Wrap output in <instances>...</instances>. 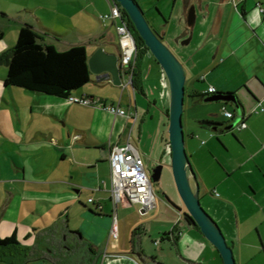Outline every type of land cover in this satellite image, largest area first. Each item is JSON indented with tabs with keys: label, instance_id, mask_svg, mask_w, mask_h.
Instances as JSON below:
<instances>
[{
	"label": "crops",
	"instance_id": "obj_1",
	"mask_svg": "<svg viewBox=\"0 0 264 264\" xmlns=\"http://www.w3.org/2000/svg\"><path fill=\"white\" fill-rule=\"evenodd\" d=\"M138 2L186 70L185 146L202 204L222 227L237 264H264V0ZM39 3L26 11V18L15 19L20 24L15 37L14 31L9 33L11 43L17 42L21 26L29 24L58 50L84 45L87 52L92 48L88 55L99 49L121 55L115 25L102 26L99 19L111 10L112 0ZM191 7L196 13L193 21H189ZM0 13L11 18L9 10L0 9ZM7 31L0 21L2 48ZM146 58L156 61L151 52L145 53L134 87L125 89L90 70L91 80L73 95L98 100L92 105L7 86L8 65L6 72L0 71V183L5 187L0 189V236L15 234L22 245L38 253L29 262L6 258L0 264H223L217 248L165 199L157 200L145 215L138 212V203H134L139 205L137 210L129 211L134 204L127 201L118 203L114 211L111 182L103 181V174L111 176L115 145L129 140L146 166L156 168L161 163L162 170L164 165L171 168L169 108L162 155L157 157L156 149L146 150L154 141L148 121L155 118L153 107L158 102L153 79L162 81L170 101L161 66L156 62L158 66L147 69ZM127 79L123 69V80ZM210 86L217 92L208 93ZM228 93H234L238 101H206L211 95ZM110 104L136 111L134 124L107 110L105 105ZM224 107L234 118L225 115ZM242 120L245 127L240 126ZM119 122L126 126L116 135ZM59 156L60 166L70 157L68 171L37 168L45 162L57 164ZM104 156L108 159L102 160ZM197 182L192 179L194 189ZM103 185L108 195L103 194ZM84 189L94 193L88 203L72 194ZM40 203L47 209L40 208ZM26 210L37 217L27 218ZM114 226L117 237L112 235Z\"/></svg>",
	"mask_w": 264,
	"mask_h": 264
},
{
	"label": "water",
	"instance_id": "obj_2",
	"mask_svg": "<svg viewBox=\"0 0 264 264\" xmlns=\"http://www.w3.org/2000/svg\"><path fill=\"white\" fill-rule=\"evenodd\" d=\"M112 2L119 4L125 10L135 30L145 41L169 81L168 140L171 151V167L183 204L177 203L168 195L166 200L181 212L187 221L197 226L206 239L217 248L223 264H237L234 248L229 244L222 227L202 204L200 186L186 151L183 122L187 81L185 67L178 56L163 41L162 37L152 28L138 0H112ZM195 15V8L191 7L189 21H193ZM121 60L122 55L108 54L103 49H99L88 59V63L90 70L97 77L112 78L115 84L121 86L123 69L126 70ZM130 86L134 87V83ZM221 100L237 102L238 98L234 93L216 94L206 98V101ZM238 121H240L239 118L231 126L237 124ZM156 170L157 168L152 170L151 179L154 183V189H159L162 166H160L159 176H156ZM192 179L197 182L195 189L192 185Z\"/></svg>",
	"mask_w": 264,
	"mask_h": 264
},
{
	"label": "trees",
	"instance_id": "obj_3",
	"mask_svg": "<svg viewBox=\"0 0 264 264\" xmlns=\"http://www.w3.org/2000/svg\"><path fill=\"white\" fill-rule=\"evenodd\" d=\"M123 12L138 44L134 68L135 84L139 63L150 49L135 30L125 10ZM88 59L89 55L84 45L58 50L54 45L46 44L43 35L29 24L21 26L15 46L0 55V60H5L8 65L5 80L7 86L22 87L68 99L75 90L91 80ZM37 256V251L22 245L15 234L5 238L0 236V260L9 258L14 263L15 260L25 263L37 259Z\"/></svg>",
	"mask_w": 264,
	"mask_h": 264
},
{
	"label": "built area",
	"instance_id": "obj_4",
	"mask_svg": "<svg viewBox=\"0 0 264 264\" xmlns=\"http://www.w3.org/2000/svg\"><path fill=\"white\" fill-rule=\"evenodd\" d=\"M102 26L111 22L116 26L119 35V44L122 55V65L126 68L127 80H123L121 87L123 89L134 83V68L138 54V44L133 30L130 27L128 19L119 4L112 2L111 10L108 13L99 15ZM208 93H216L214 86L208 88ZM69 100L83 105H92L99 103L98 100L88 96H70ZM105 108L115 115H122L134 124L137 118V112L127 111L120 105H105ZM224 113L228 118H234V113L228 111L225 107ZM131 124V123H130ZM131 124V129H132ZM241 127L246 126V121L240 122ZM130 129V130H131ZM111 186L110 194L114 204V211L117 210V204L127 201L131 204L138 203L141 206V214L156 206L157 198L154 189V183L147 172L144 158L137 146L128 140L124 145H115L111 150ZM93 199H90L92 201ZM114 237L118 236L117 227L112 230Z\"/></svg>",
	"mask_w": 264,
	"mask_h": 264
},
{
	"label": "rangeland",
	"instance_id": "obj_5",
	"mask_svg": "<svg viewBox=\"0 0 264 264\" xmlns=\"http://www.w3.org/2000/svg\"><path fill=\"white\" fill-rule=\"evenodd\" d=\"M40 1H42V0H0V9L9 10L10 11V14H11L10 15L11 18H4V17H2V15L0 13V21L5 25V30H8L7 31V37L4 40V43H5L4 46H3L4 48L0 47V51L1 52L3 50L7 49L8 47L12 46V45H15V43H16V42H12V43L10 42V38H12V37L9 34L10 31L11 32L14 31L13 37H15V35H16V28H17V25L20 24V22H16L15 19H17L18 21H21V19L26 18V16H25L26 15V11L28 9H33L35 6H37L38 4H40L39 3ZM147 17H148V14H147L146 18ZM148 19L149 18H147V20ZM160 37H162V36L160 35ZM163 41H164V39H163ZM91 51H92V48L89 47L88 48V52L89 53H92ZM90 55L91 54H89V56ZM91 56L89 58H91ZM144 60H145L144 61V64L146 65L147 69H151V67L158 66L157 63H156V62H158L157 60L155 61V60H151V59H147V58L144 59ZM2 70L5 71V72L7 71V64H6V61L5 60H0V71H2ZM164 75H165V73H164ZM165 77H166V75H165ZM166 80H167V85L169 87V81H168L167 77H166ZM152 85H153L152 91L156 93L158 102H157V104H155V107L156 108L153 107V113H155V118L154 119H150L151 117H149V120L150 121H148L149 131H150V134L153 136L154 141L152 142L151 147H146V150H148L147 148H150V150L151 149H153V150L156 149V153L155 154H156L157 157H159L160 155H162V152L164 150L163 144H165V142L163 140V130H164L163 127H164V120H167V114H166V112H167V109L170 106V101H169L168 97L166 96V90L164 89L163 83H162V81L160 79L159 80L153 79ZM90 86H93V85H90ZM169 89H170V87H169ZM26 94H27V92H26ZM112 114H114V113H112ZM124 126H126V123L119 122L118 123V126H117V128L115 130V134L118 135L120 133L121 129H123ZM135 133L136 132H134V134ZM141 149H144V147L141 146ZM45 155H46V153L42 154V157L45 158ZM47 155H48L47 157H51V156L54 155V153H47ZM55 158H56V155H54L53 159H55ZM107 159H108V157L107 156H104V158L102 160H107ZM61 160H62V156H59V161H58L57 164H54L53 166H51V165L47 166L46 165V162H45L40 167H37V168H40V170H43V169H45L47 167V169H49V170H52V169L54 170L55 169V171H59V172H61V170L63 171V169H65V170L68 171V168L67 167H69V165H71V163H72L70 157H69V161H65V163L62 166H60V161ZM165 160L166 161H169L168 160V155L165 156ZM33 161H35V160H33ZM146 163H148V162H146ZM152 164L154 165V162ZM167 164H168V162H167ZM157 165H160L161 166L162 164L159 163ZM104 168H105V171H106V168L107 169L109 168V163L103 165V170H104ZM110 169H111V164H110ZM146 169H147V172L149 173V175H151V172H152V170L155 169V167L154 166H152V167L146 166ZM34 171H36V170H33V172ZM104 180L105 181H108V183L111 182V176H110L109 172H108V175H106V174L104 175L103 174V181ZM86 187H88V186H86ZM88 188H90V187H88ZM0 189L1 190L2 189H5V187H4V185L2 183H0ZM103 189H105L103 191V194L108 195L109 194V191H107V189H108L107 186L105 187L103 185ZM72 194L74 196H76V197L79 196L80 197V201H82L83 203H88V197L94 195V193H92V191L90 189H84L83 191H81L80 194H79V192L77 190H74V191H72ZM155 194H156V198H157L158 201L161 198L166 200V196L168 195L172 200L176 201L179 204H182V199L180 197V194L178 192V189H177V186H176V183H175V180H174V176H173V172H172V167L170 168V167H168V165H164V170L162 172V176H161V179H160V182H159V189H155ZM135 206L138 207L139 205L134 204L132 207H129L128 208L129 211H132L133 212L134 210H137V208ZM40 208H43V210H46L47 209L41 203H40ZM140 209H141V206L138 207V212L141 214ZM153 209L148 210V213L151 212V210H153ZM75 212H76V210H75ZM22 214H24V213H22ZM145 214H143V215H145ZM165 214L166 213H163L162 217ZM179 214H181V212ZM24 215L27 218H30V219L37 217L36 214H32L29 210H26V213ZM80 220L81 219H78V220H76V222L79 223ZM73 222L75 223V221H73ZM154 224L156 225V222ZM155 225L150 224V227L152 229H155ZM20 229L23 230V227L21 226Z\"/></svg>",
	"mask_w": 264,
	"mask_h": 264
},
{
	"label": "flooded vegetation",
	"instance_id": "obj_6",
	"mask_svg": "<svg viewBox=\"0 0 264 264\" xmlns=\"http://www.w3.org/2000/svg\"><path fill=\"white\" fill-rule=\"evenodd\" d=\"M156 168H157V170H156V176H159V174H160V173H159V171H160V165L157 166ZM161 172H163V170H162ZM152 174H153V172H151V175H152ZM151 175H150V176H151ZM161 176H162V173H161ZM160 179H161V178H160ZM159 182H160V180H159ZM182 204H183V203H182Z\"/></svg>",
	"mask_w": 264,
	"mask_h": 264
}]
</instances>
